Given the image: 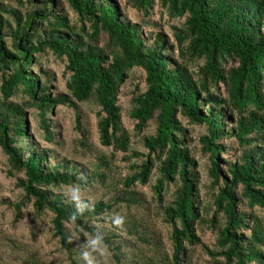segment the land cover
Segmentation results:
<instances>
[{
	"label": "trees",
	"instance_id": "trees-1",
	"mask_svg": "<svg viewBox=\"0 0 264 264\" xmlns=\"http://www.w3.org/2000/svg\"><path fill=\"white\" fill-rule=\"evenodd\" d=\"M7 1L3 6L0 0V153L21 197L0 202L14 210L12 223L27 206L33 222L48 216L52 238L68 264H87L81 244L96 235L111 253L108 264H186L187 246L202 244L199 225L215 228L221 215L215 249L204 247L213 264H264V221L251 212L264 211V0H127L144 16L156 8L167 22L175 21L169 26L172 43L154 23L155 32H148L124 19L114 0H63L77 28L69 25L59 0ZM101 35L106 36L103 47L98 46ZM47 53L64 64L65 94H50L52 79L39 59ZM135 68L144 72L145 87L131 99L127 115L136 132L154 124L153 134L141 141L146 153L134 154L143 160L118 181L122 188H115L109 201L80 199L78 204L54 189L77 192L97 181L104 185L107 163L98 158L101 164L91 169L63 156L52 110L72 109L81 130L79 105H93L100 145L127 153L130 135L121 123L118 94ZM27 113L46 147L30 135ZM178 118L205 127L198 142L208 156L212 191L209 209L202 212L206 220L200 215L187 128ZM236 150L240 153L232 160L219 157ZM153 170L155 216L170 227V255L161 250L157 233L143 229L131 213L141 206L136 185L147 184ZM21 173L24 179L17 178ZM169 184L175 187L173 197L164 203ZM122 206L128 210L124 217ZM117 216L124 218L119 228L113 224ZM66 225L73 226L79 246Z\"/></svg>",
	"mask_w": 264,
	"mask_h": 264
},
{
	"label": "rangeland",
	"instance_id": "rangeland-1",
	"mask_svg": "<svg viewBox=\"0 0 264 264\" xmlns=\"http://www.w3.org/2000/svg\"><path fill=\"white\" fill-rule=\"evenodd\" d=\"M16 1V0H15ZM10 4L14 5V2ZM19 1V0H17ZM22 1V0H21ZM62 5V13L65 14L69 20L70 26L78 27L76 24V16L66 8V5L59 0ZM119 13L123 15L130 23L140 24L144 31L155 32L151 26L154 23L157 26V31L162 32L170 43L173 42V37L169 26L175 24V21H166V16L158 11L156 8L147 16L143 13L133 9L128 5L127 0H114ZM2 5L8 4L7 0H1ZM106 41V36L101 35L98 39V46L103 47ZM36 56V55H35ZM40 63L42 64L43 71L48 72L51 76L50 94H65L64 81L62 76L63 65L60 59H55L50 53L40 56ZM34 70V68H33ZM144 72L135 68L128 72L127 77L119 87L118 105L122 111V126L127 130L130 135V150L127 153L115 151L112 148H105L100 145L98 141V133L96 128L97 123V110L93 105L84 104L79 105L81 130L76 129L75 114L72 109L65 105L56 106L52 110L50 116L51 126L53 132L56 134V141L59 143L57 149L63 156L71 161L84 165L93 169L94 165H100L98 158H103V163H107V168H104L106 181L104 185H100L97 181L92 187H86L82 191H77L80 199H84L88 204L102 200L107 202L113 195H115V188L121 189L122 186L118 184L119 180L131 172V166L139 165L143 156L135 157L134 154L145 155V150L142 147V138L147 135L153 134L154 124L149 125L140 132L134 129V122L128 118V112L131 108V99L141 92L144 85ZM17 101V99H12ZM236 113H232V118H235ZM179 119V118H178ZM179 121L187 128V145L194 157L195 166L193 171L197 177V186L199 191V201L201 206L200 215L207 219V215L202 212L208 211L209 203L211 202L210 178L208 175L209 162L207 154H202L199 151L200 144L198 138L205 134V127L202 125H188L186 121L179 119ZM27 127L32 138L46 147L47 143L42 138V135L37 132L36 122L27 113L26 116ZM228 126H232L228 124ZM86 143L83 147L81 143ZM229 140L225 144L228 145ZM232 143L228 145L231 147ZM236 149V145H232ZM1 152V151H0ZM240 151L236 150L231 152L232 156L220 155L222 161L232 160L239 155ZM7 166L6 157L0 153V201H9V203L17 202L21 197V191L15 187L16 180L10 178L5 173ZM224 167L222 166V169ZM149 181L144 186L137 184L136 191L140 195L141 206L132 210L131 213L143 229H149L157 233L161 242V250L171 253V245L169 240L170 227L160 223L155 216L157 203L152 198L151 184H153L157 175L155 170L152 171ZM17 178L24 179L23 174H18ZM117 183V184H116ZM175 187L171 184L165 186V193L163 197L164 203L172 200L173 191ZM54 191L62 192L72 195L71 189L61 187L54 189ZM204 209V210H203ZM127 209L122 206L119 214L126 215ZM251 212L257 215L264 221V211L260 209H253ZM14 210L6 205H1L0 202V264H68L66 256L60 251L59 245L55 239L52 238L51 226L49 225L50 218L43 216L36 222H33V210L31 206L22 209V217L16 222H13ZM123 216V217H124ZM222 216H217V224L212 228L211 223H201L196 230L199 235L201 245L187 246V263L186 264H213V259L206 254L204 247L215 249V239L217 236V227L222 221ZM76 239V246H79L80 238L73 230V226L66 225ZM141 229V228H140ZM151 235V234H150ZM148 235V236H150ZM153 244V242H152ZM83 245L86 244H81ZM80 246V247H81ZM81 247V248H82ZM84 251H90L89 248L83 247ZM155 249V248H154ZM94 258L104 262V258L100 257L98 253H93ZM37 258L39 261L34 263L32 258ZM99 259V260H98ZM108 261V260H107Z\"/></svg>",
	"mask_w": 264,
	"mask_h": 264
},
{
	"label": "clouds",
	"instance_id": "clouds-1",
	"mask_svg": "<svg viewBox=\"0 0 264 264\" xmlns=\"http://www.w3.org/2000/svg\"><path fill=\"white\" fill-rule=\"evenodd\" d=\"M72 199L77 201V203L79 204L80 196L77 192L73 191ZM73 219H75L74 216ZM113 224L118 228L122 227L124 224V218L121 216H117L113 220ZM87 241V244L83 245V247L89 248L90 251H85L82 254V258L87 262V264H98V261L94 258L93 253H98L100 257L104 258V264H108L107 257H109L111 253L108 252L107 246L103 244L102 237L96 235L94 238L90 237Z\"/></svg>",
	"mask_w": 264,
	"mask_h": 264
}]
</instances>
